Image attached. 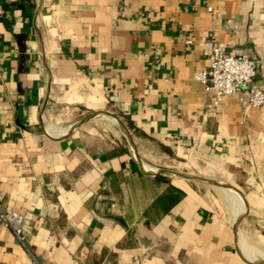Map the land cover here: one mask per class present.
I'll use <instances>...</instances> for the list:
<instances>
[{"label":"crops","instance_id":"crops-1","mask_svg":"<svg viewBox=\"0 0 264 264\" xmlns=\"http://www.w3.org/2000/svg\"><path fill=\"white\" fill-rule=\"evenodd\" d=\"M216 46L264 90V0H0V264H264V105L206 109Z\"/></svg>","mask_w":264,"mask_h":264},{"label":"built area","instance_id":"built-area-1","mask_svg":"<svg viewBox=\"0 0 264 264\" xmlns=\"http://www.w3.org/2000/svg\"><path fill=\"white\" fill-rule=\"evenodd\" d=\"M255 75L256 60L252 56L247 53L225 54L220 46H216L211 51L209 66L199 70L195 78L211 93V98L205 105L207 110H215L225 97L239 94L245 114L249 115L264 105V90L253 85ZM0 219L27 247L23 229L24 215L17 210L5 208L1 192Z\"/></svg>","mask_w":264,"mask_h":264},{"label":"water","instance_id":"water-1","mask_svg":"<svg viewBox=\"0 0 264 264\" xmlns=\"http://www.w3.org/2000/svg\"><path fill=\"white\" fill-rule=\"evenodd\" d=\"M173 173L176 174V175L182 176V177H186V178L202 181L204 183L206 182V183H210V184L217 185V186H220V187H225V188H230V189L237 190L232 185H230L228 183L221 182V181H215V180H212V179H209V178L199 177V176L186 174V173H181V172H173Z\"/></svg>","mask_w":264,"mask_h":264}]
</instances>
